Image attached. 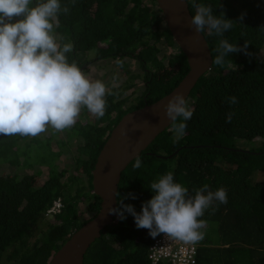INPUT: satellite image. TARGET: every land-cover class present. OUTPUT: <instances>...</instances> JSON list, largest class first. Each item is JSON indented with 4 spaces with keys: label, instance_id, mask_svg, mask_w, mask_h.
Returning <instances> with one entry per match:
<instances>
[{
    "label": "trees",
    "instance_id": "trees-1",
    "mask_svg": "<svg viewBox=\"0 0 264 264\" xmlns=\"http://www.w3.org/2000/svg\"><path fill=\"white\" fill-rule=\"evenodd\" d=\"M187 1L194 15L193 0ZM60 3L69 11L50 22L58 25L53 30L58 45H72L66 53L68 61L83 73L95 59L119 60L127 77L118 89H112L118 95L106 97L102 118L94 114L88 118L89 111L82 106L84 114L64 129L63 137L53 139L56 129L40 137L0 135V264L48 263L68 235L99 208L91 168L112 126L126 111L170 91L188 70L156 0ZM196 3L211 6L214 15L223 11L233 20L223 37L203 32L212 60L220 39L241 47L247 43V50L225 56L222 66L212 62L187 98L193 115L186 121L183 137L175 138L171 124L161 131L137 156L141 167H134L135 157L122 171L117 193L140 212L142 203L153 195L150 183L168 172L190 195L205 184L212 191L223 187L227 203L217 206L214 202L198 218L205 224L201 230L205 235L195 244L192 264H264V178L254 179L264 174V0ZM127 56L137 61L141 72L127 67ZM135 79L143 82L139 94L126 93ZM232 96L237 99L234 104L228 102ZM70 136L79 137L80 142L72 162L60 167L58 159L72 151ZM57 197L60 210L47 213ZM81 202L89 212L86 217ZM125 215L124 220L116 215L104 227L87 247L82 264H146L154 238L147 229L135 226L131 214Z\"/></svg>",
    "mask_w": 264,
    "mask_h": 264
},
{
    "label": "clouds",
    "instance_id": "clouds-1",
    "mask_svg": "<svg viewBox=\"0 0 264 264\" xmlns=\"http://www.w3.org/2000/svg\"><path fill=\"white\" fill-rule=\"evenodd\" d=\"M30 4L33 0H0V135L36 136L45 131L46 125L62 131L75 124L82 106L97 119L102 118L107 108L106 97L118 95L112 91L120 86L118 76L113 77L112 86L108 88L100 80L88 79L74 62L68 61L66 53L72 51V45H58L53 35L54 26L58 25L50 22L61 12L67 13L68 6H62L60 0H36L32 7ZM192 6L196 10L188 26L195 32L207 30L209 36L223 37L231 30L233 20L223 11L214 15L211 6L196 3V0ZM247 45L241 47L220 39L218 54L212 62L222 66L225 56L246 52ZM116 64L123 66L119 60ZM228 102L234 104L237 99L232 96ZM163 108L175 138L183 137L186 121L193 115L185 96L175 93ZM231 117L232 114H228V122ZM121 134L126 135L125 130L122 129ZM141 163L136 157L134 167H141ZM148 187L153 195L142 203L140 212L132 204H125V197L120 193H115L121 197L118 206H109L108 212L115 213L120 220L126 219L125 213L131 214L135 226L147 229L154 239L162 234L184 244L198 243L205 235L201 231L205 224L198 218L212 208L214 202L218 206L228 201L227 189L220 187L212 191L207 184L193 189L194 194L190 195L186 186L174 180L172 172L160 176ZM128 195L135 199V194ZM148 252L149 247L146 264H153ZM160 264L169 263L161 261Z\"/></svg>",
    "mask_w": 264,
    "mask_h": 264
},
{
    "label": "water",
    "instance_id": "water-1",
    "mask_svg": "<svg viewBox=\"0 0 264 264\" xmlns=\"http://www.w3.org/2000/svg\"><path fill=\"white\" fill-rule=\"evenodd\" d=\"M172 39L186 57L188 70L170 91L154 101L126 111L110 129L91 168L92 192L100 197L93 216L74 229L54 251L48 264H82L89 245L116 217L108 208L116 207L122 171L166 127L163 105L177 92L187 99L199 77L212 64V54L203 33L188 26L192 16L187 0H156ZM125 130L126 135L121 134Z\"/></svg>",
    "mask_w": 264,
    "mask_h": 264
},
{
    "label": "rangeland",
    "instance_id": "rangeland-1",
    "mask_svg": "<svg viewBox=\"0 0 264 264\" xmlns=\"http://www.w3.org/2000/svg\"><path fill=\"white\" fill-rule=\"evenodd\" d=\"M162 52H159V56L162 57ZM125 61L128 62L127 67L131 70V71H140V67L137 65V61L134 60L133 58H130L129 56L124 57ZM163 62H164V66H166L168 64V60L167 58H163ZM85 70L83 72V74L90 80L92 81H96V80H100L102 82L105 83L106 87L110 88L112 86L113 83V77L114 76H118V83H124V81L126 80V75L123 73L122 69L120 67L117 66L116 61L114 59H95L92 62L88 63L85 66ZM133 81V80H132ZM143 83V82H142ZM140 79H135V81H133L134 86L128 90H126V93H130L133 90V94H139L141 88L140 86L142 85ZM84 114L83 111V107L81 108L80 111V116ZM92 116V113H88V118H90ZM50 129H54L53 127H51L50 125H46L45 131L41 132L38 134V136H44L45 134L50 132ZM64 135V130L62 131H56L53 134V139L57 138V137H63ZM70 140V147L72 149L71 152H66L63 154L64 159H58L60 162V167L61 166H68L69 163L72 162V153L76 152V147L79 144V137L76 136H70L69 137ZM52 146L56 147L54 141L52 140ZM61 157V156H60ZM10 167L8 166L7 168H5L6 170H8ZM4 169V167H3ZM262 179L264 178V174L259 173L258 175H256V177L254 179ZM80 208L82 211V216L86 217L89 215V212L86 210V206L84 204V202L80 203Z\"/></svg>",
    "mask_w": 264,
    "mask_h": 264
},
{
    "label": "built area",
    "instance_id": "built-area-1",
    "mask_svg": "<svg viewBox=\"0 0 264 264\" xmlns=\"http://www.w3.org/2000/svg\"><path fill=\"white\" fill-rule=\"evenodd\" d=\"M61 207L59 197L53 200L52 205L47 209V213L57 212ZM195 244H184L178 240H172L158 235L149 245L148 257L151 263L160 264L161 261L169 264H192L195 261Z\"/></svg>",
    "mask_w": 264,
    "mask_h": 264
}]
</instances>
